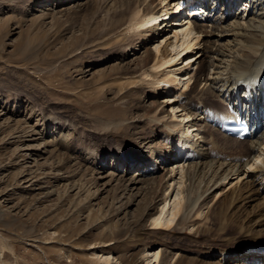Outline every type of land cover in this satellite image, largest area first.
I'll use <instances>...</instances> for the list:
<instances>
[{
    "label": "rangeland",
    "instance_id": "374dc122",
    "mask_svg": "<svg viewBox=\"0 0 264 264\" xmlns=\"http://www.w3.org/2000/svg\"><path fill=\"white\" fill-rule=\"evenodd\" d=\"M41 1L0 0V264H147L161 249L168 256L165 264H259L243 251L264 245V233L248 223L254 219L251 208L237 214L229 198L222 197L244 187L250 171L225 181L208 207L196 216L195 208L182 222L180 232L172 228L180 203V157L195 132L190 119L176 108L180 100L175 97L183 90L174 93L166 86L177 79H182L181 85L188 82L184 75L196 68L203 36L175 38L174 33L185 28L166 27L158 37L138 44L137 54L128 59L131 64L125 65L116 57L120 48L110 46L104 32L118 0H87L84 7L77 6L79 0H60L56 8L41 7ZM49 1L46 5L55 0ZM190 1L154 0V5L161 11L181 2L189 4L188 9L202 7L203 0ZM207 1L215 12L220 9L216 0ZM240 8L244 9L242 3ZM186 17L184 13L170 20L182 25ZM166 41L172 43L167 47L172 57L184 48L183 42L196 45L182 52L176 63L146 69L144 74L140 68L147 52L155 54ZM122 64L134 70L115 77L112 70ZM210 73L205 67L204 75ZM156 108L174 116L169 122L184 124L178 136L189 129L180 144L188 146L181 150L176 140L170 143L167 151L176 163L166 168L174 167L166 178H172L164 191L167 198L144 215L151 202L146 185L138 184L123 195V186L106 176L116 150L148 147L145 139L157 129L148 126L146 118ZM29 130L36 135L22 137ZM153 141V148L165 146L160 137ZM263 152L264 147L260 161ZM105 154L109 155L102 162ZM150 166L129 167V172L125 167L123 174L128 179ZM158 216L172 224L163 235L156 232L159 240L150 225ZM233 254L236 261L229 259ZM220 255L226 260L220 261Z\"/></svg>",
    "mask_w": 264,
    "mask_h": 264
},
{
    "label": "bare ground",
    "instance_id": "6f19581e",
    "mask_svg": "<svg viewBox=\"0 0 264 264\" xmlns=\"http://www.w3.org/2000/svg\"><path fill=\"white\" fill-rule=\"evenodd\" d=\"M205 1H203L202 10L205 9ZM47 2L50 1L42 0L39 6L42 4L41 7L56 8L61 3L60 0H55L52 4L46 5ZM79 2L78 7L87 5V0H79ZM215 2L219 4L220 9L215 12L213 8L208 7V13L204 20L199 16L201 12L198 9L191 8L190 10L194 11L190 14V19L187 18L191 28L185 27L184 30H180V33H174L175 38L191 33L196 34L197 38L203 36L201 40L203 48L195 56L194 63L196 62V64L194 65L196 68L194 72L191 71V73L184 75H188V82L181 85L182 79H177L172 81L170 87L166 86L167 90L174 93L178 89L183 90L177 93L175 97L179 98L177 101L180 100L179 102L176 101L178 104L176 108L180 109L184 119H190L189 126L195 132L194 138L189 139V146L186 144L188 148L184 145L187 149L183 151L182 157H180L182 162L180 203L175 214L177 219L172 228L180 232L181 226L185 223L183 221H186L185 219L189 218L190 215L192 216L195 208L197 210L196 216L199 215L203 207H208L217 192L223 189L225 181L250 171V177L248 176L250 179L246 181L244 187H235L228 195L222 197L229 198L228 200L232 208H236L237 214L243 213L246 208L250 207V212H252L250 219L251 217L254 219L250 222L248 219V223L257 227L256 229H259L258 231L263 235L264 152L261 161L260 156L262 147H264V117L258 119L255 117V113L260 114L261 109L260 101L254 96V92L258 95L260 89L257 82L264 79V0H216ZM241 3L244 7L243 10L240 8ZM181 4L182 2L177 7L175 4L173 7H169L168 4L166 9L161 11L157 5H154V0H118L115 7H112L114 15L112 18L110 17L111 19H107L111 20L110 24L107 25L108 27L105 26L107 28L104 27L105 31H102L105 32V38L109 40L110 46H118L115 50L120 48L117 51L118 55H116V57H120L118 58L120 63L124 62L125 65H130L131 62L128 59L137 54L136 47L138 44H145L147 41L158 37L162 29L165 32L166 27L172 28L175 25L181 28L180 20L177 19L168 20V24L164 23L167 19L166 16L181 11L183 8ZM186 6L190 7L189 4ZM175 7L176 9H174ZM33 11L39 12L40 10ZM211 11L215 13L212 14ZM164 17L165 20H162L161 18ZM159 22L162 24L157 25ZM157 28L160 29L159 33ZM126 33H130V35L127 36ZM184 43L186 45L175 57L170 56L167 50V47L172 44L171 41H166L163 48L156 50L155 54L148 51L140 70L145 74L146 69L156 70L169 63H176L182 52L193 51L192 48L196 45L187 41L182 44ZM205 67H209L211 71L208 76L204 75ZM129 69H131L129 66L123 68L122 64V66L119 65L113 69L112 73L118 77L116 75L120 74L119 72ZM145 76L147 77L148 74ZM103 78L105 79V77ZM118 79L123 80V78ZM198 85L201 87L199 88ZM254 107L256 109L252 110ZM157 109L152 110L149 113L150 116L148 114L149 117L146 118L147 125L157 129L155 132L157 134L153 133L145 139L149 143L148 147H145L147 145L145 144L143 147L139 146L133 150H116L111 154L112 166L108 168L110 173L106 176L109 182L123 186V190H120L123 191V195L131 192L132 189L130 190V188L136 187L138 184L144 183L146 185V193L151 202L144 215H149V212L153 211L154 205L166 200L167 195L164 194V191L167 189L168 182L172 181L170 176L168 179L166 178L167 175L174 172V167H171L170 170L166 168L168 165L172 166L173 163H176L173 162L174 158L171 152L167 151V148L173 140H176V146L179 149L180 144L186 140L184 137L187 138L189 130H185V133L182 132V136H178V130H182L184 124L169 122L168 120L174 116L162 115L163 112ZM228 121L245 122L249 126L247 139L240 141L224 135L222 124ZM24 135L31 137L36 134L29 130L24 131L22 137H25ZM155 137H160L165 146L159 149L153 148ZM148 139L151 140L148 141ZM108 155L105 154L101 161L104 162ZM155 157L158 158V161L153 160ZM256 159L260 161L258 165H255ZM146 163H150L151 166L145 167L144 171L139 174H134L128 179L126 178L127 175L123 174L125 167L127 168H125L126 171L129 172V167L136 169ZM157 163L160 166H156ZM101 164L103 166V163ZM121 165L123 170H121ZM160 171L164 173L160 175ZM128 199H131L130 196ZM255 202L256 206L253 205ZM162 210L164 211L163 207L160 208L159 212ZM154 216L155 214L152 217ZM159 216L153 218L150 223L155 230V233L153 232L155 238L156 232H162L163 235V232L172 230L170 228L172 226L171 220L161 222ZM244 235L247 236V232ZM159 237L161 236L159 235ZM156 239L159 240V238ZM164 250L161 249L160 252L154 253L151 258L152 261L147 264H165L168 256ZM243 251L249 253L247 258L258 259L254 260L255 263L264 264V245H257L252 249ZM235 257L236 255L233 254L229 256V259L233 258L236 261L237 257ZM219 258L220 261L226 260L223 255H220Z\"/></svg>",
    "mask_w": 264,
    "mask_h": 264
}]
</instances>
